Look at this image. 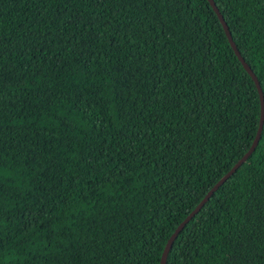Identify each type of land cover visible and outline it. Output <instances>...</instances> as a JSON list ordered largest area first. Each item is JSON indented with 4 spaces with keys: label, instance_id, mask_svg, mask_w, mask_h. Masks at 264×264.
<instances>
[{
    "label": "trees",
    "instance_id": "obj_1",
    "mask_svg": "<svg viewBox=\"0 0 264 264\" xmlns=\"http://www.w3.org/2000/svg\"><path fill=\"white\" fill-rule=\"evenodd\" d=\"M212 1L264 108V0ZM258 120L206 0H0V264H159ZM164 264H264V114Z\"/></svg>",
    "mask_w": 264,
    "mask_h": 264
},
{
    "label": "water",
    "instance_id": "obj_2",
    "mask_svg": "<svg viewBox=\"0 0 264 264\" xmlns=\"http://www.w3.org/2000/svg\"><path fill=\"white\" fill-rule=\"evenodd\" d=\"M208 4L210 5L212 11L215 13L216 17L218 18V21L220 25L222 26V29L224 31V34L226 36V39L229 43V46L231 47L234 55L236 56L237 60L240 62L242 68L244 71L248 74L250 79L253 81L256 90L258 92L259 97V120H258V127L257 131L255 133V136L253 138V141L248 148V150L244 153V155L207 191V193L203 196V198L198 202V204L193 208V210L177 225V227L174 229L172 234L167 239L161 256L159 260V264H164L166 255L169 251V248L171 244L173 243L174 239L176 238L177 234L180 232V230L185 226V224L200 210V208L206 203V201L209 199V197L213 194V192L246 160V158L252 153L254 147L256 146L258 142V138L261 132L262 122H263V114H264V108H263V97L261 93V89L259 87V84L251 72L250 68L245 64L243 59L241 58L240 54L238 53L237 49L234 46V43L231 39V36L229 34V31L227 29V26L222 18V16L219 14L214 2L212 0H206Z\"/></svg>",
    "mask_w": 264,
    "mask_h": 264
}]
</instances>
